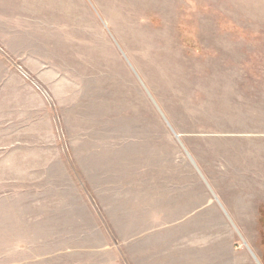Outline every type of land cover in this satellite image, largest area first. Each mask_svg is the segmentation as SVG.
<instances>
[{
    "label": "rangeland",
    "instance_id": "1",
    "mask_svg": "<svg viewBox=\"0 0 264 264\" xmlns=\"http://www.w3.org/2000/svg\"><path fill=\"white\" fill-rule=\"evenodd\" d=\"M217 140L264 143V0H0V264H264Z\"/></svg>",
    "mask_w": 264,
    "mask_h": 264
},
{
    "label": "crops",
    "instance_id": "2",
    "mask_svg": "<svg viewBox=\"0 0 264 264\" xmlns=\"http://www.w3.org/2000/svg\"><path fill=\"white\" fill-rule=\"evenodd\" d=\"M239 145L233 149L227 140H217L200 153L195 151L194 158L213 190L212 198L219 201L237 229L251 223V216L264 208V143L249 140ZM249 249L254 256L251 246Z\"/></svg>",
    "mask_w": 264,
    "mask_h": 264
},
{
    "label": "water",
    "instance_id": "3",
    "mask_svg": "<svg viewBox=\"0 0 264 264\" xmlns=\"http://www.w3.org/2000/svg\"><path fill=\"white\" fill-rule=\"evenodd\" d=\"M176 136H177V134H176ZM177 137H179V136H177Z\"/></svg>",
    "mask_w": 264,
    "mask_h": 264
}]
</instances>
